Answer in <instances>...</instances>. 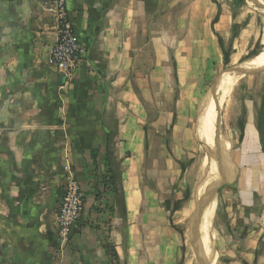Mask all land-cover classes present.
<instances>
[{
    "label": "crops",
    "instance_id": "crops-1",
    "mask_svg": "<svg viewBox=\"0 0 264 264\" xmlns=\"http://www.w3.org/2000/svg\"><path fill=\"white\" fill-rule=\"evenodd\" d=\"M252 1L264 12V0H66L85 50L66 80L50 59L53 15L0 0V264H264V60L243 67L264 51ZM222 66L238 76L211 150L197 105ZM197 141L219 150L204 258L182 214ZM69 176L85 199L63 243Z\"/></svg>",
    "mask_w": 264,
    "mask_h": 264
},
{
    "label": "built area",
    "instance_id": "built-area-1",
    "mask_svg": "<svg viewBox=\"0 0 264 264\" xmlns=\"http://www.w3.org/2000/svg\"><path fill=\"white\" fill-rule=\"evenodd\" d=\"M51 13L56 23V42L50 51L55 70L66 80L81 67L85 50L67 14L66 0H29ZM84 191L73 177L65 179L57 210L58 235L63 243L68 242L72 231L81 219L84 210Z\"/></svg>",
    "mask_w": 264,
    "mask_h": 264
},
{
    "label": "rangeland",
    "instance_id": "rangeland-1",
    "mask_svg": "<svg viewBox=\"0 0 264 264\" xmlns=\"http://www.w3.org/2000/svg\"><path fill=\"white\" fill-rule=\"evenodd\" d=\"M255 2H257V1H255ZM255 2L252 1L251 4L248 5V6L250 7L251 10H253L256 13L260 14L264 18V12L262 10L263 9L262 8L263 7L262 4L258 2L259 5H257ZM259 27H261V28L264 27V21L259 24ZM263 33H264V28L261 31V34H262L261 38L263 36ZM261 48L262 47L259 46V48H257V49L260 50ZM223 74H227V70L225 71V66H222V67L218 68L217 74L215 73V75H216L215 76V81L214 80L208 81V82H206V84H204V91L201 92L203 100H200L199 104L197 105L198 106L197 109L199 111L198 114H197L199 126L202 125V127H203V125H205V129H204L203 134L201 135V137L204 138L206 136L207 146L209 148H211V150H212V147H213L212 146L213 145L212 142H213V138H214V130H213L212 125H211V116H210V112H209L208 108H207V115L204 113L205 110H204V107H203L204 105L203 104H204V101H205V97L207 96V100H208V98L210 96L212 97V95H213L212 98H213L214 103H215V110H213V112L215 113L214 122L215 121L218 122L219 120H221L219 111H225L226 112L227 107H229V105L231 106V103L233 101V97L232 96L234 94L235 86L231 87L229 89V91L227 90L228 92L226 93V96H224L223 92H221V91L225 90L226 89L225 85H227V84L230 85L232 83V81H233V78H237V76H238L237 73H229L230 77H228L223 82H221ZM220 82L224 83V84H220ZM234 83L236 85L237 82H234ZM219 89H220V91H219ZM201 102H203V104ZM205 115H206V117H205ZM204 117H205V120H204ZM196 143H197V146L195 148L196 150L192 153L191 159L190 160L188 159L185 162L183 161L182 165H183V170L184 171L186 170L185 176H184L185 177V182H186V188H188L189 191L191 190V192H193V190L195 189V191L193 193V196L190 198V200L193 201V204L196 203V199H197V194H196L197 185H198V189L201 186V190H202L201 197H202V203H203L202 206H204L203 210H205V207L208 206V205H205V204L208 203V202L206 203V200H207V196L206 195H208V193H207V190H205L203 188V186L208 181L211 182V180H212V178H211L212 175L210 177H206V175H207V173L211 172L212 167L216 164L215 161H214L215 158H216V160H219V150H214L213 152L210 151V150L207 151L206 147L202 148L201 143L199 141H197ZM208 197H209V202L211 203V200H210L211 199V192L208 195ZM195 207H196V204H195ZM182 214H183V212H182ZM183 219L188 220L190 222V219H187L184 216V214H183ZM211 221H210V224H211ZM190 228H191V224H190V227H188L187 235H188V232L190 231ZM200 237H201V234H200ZM193 264H196V262L194 261Z\"/></svg>",
    "mask_w": 264,
    "mask_h": 264
},
{
    "label": "bare ground",
    "instance_id": "bare-ground-1",
    "mask_svg": "<svg viewBox=\"0 0 264 264\" xmlns=\"http://www.w3.org/2000/svg\"><path fill=\"white\" fill-rule=\"evenodd\" d=\"M264 60V51L258 55L257 57H255L254 59L250 60L249 62L244 63L243 67L248 68L253 66L254 64L260 62ZM228 77H230L228 74L223 75L221 82H223L225 79H227ZM220 82V84H221ZM227 91V90H226ZM225 91V92H226ZM223 92V91H222ZM226 94V93H225ZM223 99V98H222ZM208 109L210 112V116H211V124H212V128L214 130V119H215V113L213 112V109L211 107V96L208 98ZM209 136V135H208ZM209 138V137H208ZM211 141V140H210ZM213 143V142H212ZM213 148V147H212ZM216 171V164L212 167L211 172L210 173H214ZM214 180V179H213ZM213 183L208 182L206 183L203 188L205 190H207L208 192H211V186ZM215 186V185H213ZM213 189V188H212ZM215 189V188H214ZM202 193L201 190V186L199 187V191H198V196H200ZM205 194V193H204ZM210 194V193H209ZM207 196V195H206ZM210 197V196H209ZM209 197L207 200H209ZM206 198V197H205ZM206 200V201H207ZM211 200V199H210ZM213 202V201H212ZM207 203V202H206ZM209 204V203H207ZM205 204V205H207ZM211 204V203H210ZM193 204L192 203H188L186 205V207L183 210V214L187 219H190L191 222V228L190 231L188 232V240L190 241L189 243H191V245H189V247H191L192 249H196L199 247L200 248V253L202 258L204 257H210L211 255V224L210 221L212 220V215H213V210H214V204L212 206H210L209 208H207L204 211L202 220H201V224L199 227V237H198V230H197V222H196V210L194 211L193 208ZM204 207V206H203ZM196 209V207H195ZM201 234V237H200ZM202 239V240H201ZM201 242V243H200ZM198 252V251H197ZM193 253V250H192ZM199 255V253H198ZM194 256V258L192 260V263L195 260H198L197 257L199 256ZM190 260V259H189ZM203 260V259H202ZM198 262V261H197ZM188 264H191V262H188Z\"/></svg>",
    "mask_w": 264,
    "mask_h": 264
},
{
    "label": "water",
    "instance_id": "water-1",
    "mask_svg": "<svg viewBox=\"0 0 264 264\" xmlns=\"http://www.w3.org/2000/svg\"><path fill=\"white\" fill-rule=\"evenodd\" d=\"M238 68H233V69H230V72H234L236 71ZM196 204H197V217H198V220L200 222V220L202 219V197L200 196L199 199H197L196 201Z\"/></svg>",
    "mask_w": 264,
    "mask_h": 264
},
{
    "label": "trees",
    "instance_id": "trees-1",
    "mask_svg": "<svg viewBox=\"0 0 264 264\" xmlns=\"http://www.w3.org/2000/svg\"><path fill=\"white\" fill-rule=\"evenodd\" d=\"M224 56H225V60H226V54Z\"/></svg>",
    "mask_w": 264,
    "mask_h": 264
}]
</instances>
